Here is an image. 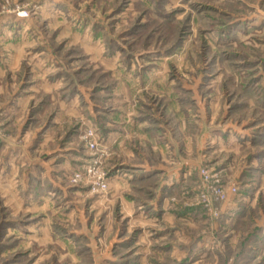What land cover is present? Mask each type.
I'll list each match as a JSON object with an SVG mask.
<instances>
[{"label": "rangeland", "instance_id": "374dc122", "mask_svg": "<svg viewBox=\"0 0 264 264\" xmlns=\"http://www.w3.org/2000/svg\"><path fill=\"white\" fill-rule=\"evenodd\" d=\"M0 264H264V0H0Z\"/></svg>", "mask_w": 264, "mask_h": 264}]
</instances>
